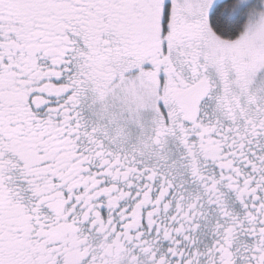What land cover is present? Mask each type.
<instances>
[{
  "label": "snow or ice",
  "instance_id": "6c2138e0",
  "mask_svg": "<svg viewBox=\"0 0 264 264\" xmlns=\"http://www.w3.org/2000/svg\"><path fill=\"white\" fill-rule=\"evenodd\" d=\"M0 264H264V0H0Z\"/></svg>",
  "mask_w": 264,
  "mask_h": 264
}]
</instances>
